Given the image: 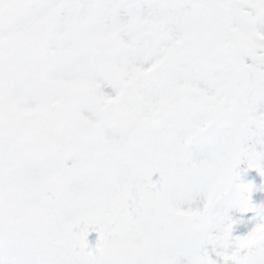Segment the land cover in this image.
<instances>
[{"label": "rangeland", "instance_id": "rangeland-1", "mask_svg": "<svg viewBox=\"0 0 264 264\" xmlns=\"http://www.w3.org/2000/svg\"><path fill=\"white\" fill-rule=\"evenodd\" d=\"M261 61L264 0H0V264H264Z\"/></svg>", "mask_w": 264, "mask_h": 264}, {"label": "water", "instance_id": "water-1", "mask_svg": "<svg viewBox=\"0 0 264 264\" xmlns=\"http://www.w3.org/2000/svg\"><path fill=\"white\" fill-rule=\"evenodd\" d=\"M187 99L188 100L191 99L193 100V102H197V103L202 102L200 97L195 92H192L191 95L187 97ZM165 114H167L166 110H161L154 116V119L160 120ZM93 134H95V129H91V128H86L81 132V135L83 136H92Z\"/></svg>", "mask_w": 264, "mask_h": 264}]
</instances>
